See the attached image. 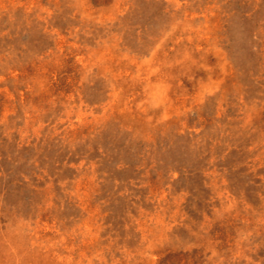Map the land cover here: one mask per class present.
<instances>
[{"label": "rangeland", "instance_id": "1", "mask_svg": "<svg viewBox=\"0 0 264 264\" xmlns=\"http://www.w3.org/2000/svg\"><path fill=\"white\" fill-rule=\"evenodd\" d=\"M0 264H264V0H0Z\"/></svg>", "mask_w": 264, "mask_h": 264}]
</instances>
